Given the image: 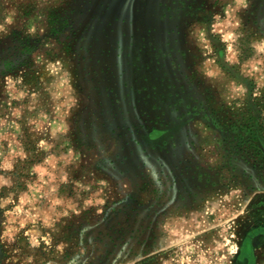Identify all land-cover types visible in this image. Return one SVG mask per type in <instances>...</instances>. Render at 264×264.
I'll list each match as a JSON object with an SVG mask.
<instances>
[{
    "label": "rangeland",
    "instance_id": "374dc122",
    "mask_svg": "<svg viewBox=\"0 0 264 264\" xmlns=\"http://www.w3.org/2000/svg\"><path fill=\"white\" fill-rule=\"evenodd\" d=\"M0 25V264H246L264 0H0Z\"/></svg>",
    "mask_w": 264,
    "mask_h": 264
},
{
    "label": "flooded vegetation",
    "instance_id": "af4514ba",
    "mask_svg": "<svg viewBox=\"0 0 264 264\" xmlns=\"http://www.w3.org/2000/svg\"><path fill=\"white\" fill-rule=\"evenodd\" d=\"M261 235L264 239V226L252 227L241 247L240 259L246 260V264H253L255 259L254 238Z\"/></svg>",
    "mask_w": 264,
    "mask_h": 264
},
{
    "label": "trees",
    "instance_id": "16d2710c",
    "mask_svg": "<svg viewBox=\"0 0 264 264\" xmlns=\"http://www.w3.org/2000/svg\"><path fill=\"white\" fill-rule=\"evenodd\" d=\"M252 119V118H251ZM250 119V125L249 126H245V129L248 130L249 132H251L252 134L255 133V128H252L255 124V120L253 119V121H251ZM244 126V125H243ZM242 126V128H243ZM255 127V126H254Z\"/></svg>",
    "mask_w": 264,
    "mask_h": 264
},
{
    "label": "snow or ice",
    "instance_id": "6c2138e0",
    "mask_svg": "<svg viewBox=\"0 0 264 264\" xmlns=\"http://www.w3.org/2000/svg\"><path fill=\"white\" fill-rule=\"evenodd\" d=\"M0 27H2V25H0Z\"/></svg>",
    "mask_w": 264,
    "mask_h": 264
}]
</instances>
